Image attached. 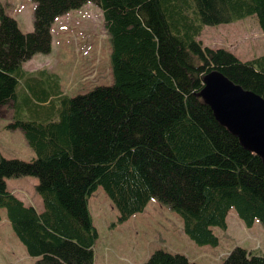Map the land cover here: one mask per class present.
I'll return each instance as SVG.
<instances>
[{
  "label": "trees",
  "instance_id": "obj_1",
  "mask_svg": "<svg viewBox=\"0 0 264 264\" xmlns=\"http://www.w3.org/2000/svg\"><path fill=\"white\" fill-rule=\"evenodd\" d=\"M32 2L29 33L0 9V108L13 101L17 108L13 73L49 51L52 23L88 3L102 13L112 78L83 94L59 93L45 105L47 115L33 111L32 120L8 125L22 131L35 156L0 154V209L33 264H92L98 233L87 199L98 187L116 211L115 225L156 200L178 214L182 233L198 245L218 244L212 228L225 230L230 210L247 228L256 220L264 226V165L196 95L202 76L215 70L264 99V54L241 61L198 40L204 26L247 16L264 35V0ZM22 176L38 179L42 212L6 188L5 179ZM140 264L197 263L158 248ZM222 264H264V255L234 247Z\"/></svg>",
  "mask_w": 264,
  "mask_h": 264
},
{
  "label": "rangeland",
  "instance_id": "obj_2",
  "mask_svg": "<svg viewBox=\"0 0 264 264\" xmlns=\"http://www.w3.org/2000/svg\"><path fill=\"white\" fill-rule=\"evenodd\" d=\"M33 6L32 0H0V9L24 33L33 30ZM50 35L49 51L34 54L21 65L23 71L20 69L13 73L17 79V108L11 105L14 101L0 108V154L6 159L28 162L35 156L22 131L10 129L9 124L16 120H32L33 111L47 115L45 105L56 100L59 93L75 96L112 82L109 37L102 13L96 5L88 3L61 15L52 23ZM198 40L206 47L225 49L241 61L264 54V35L255 16L229 24L204 26ZM36 93H42V97L46 95V100L34 103ZM20 179L34 180L32 185L18 181L20 185L16 190L31 191L30 197H39L44 208L36 189L38 179L27 176ZM95 191L89 213L98 233L94 243L96 264H108L105 261L110 259H117L122 264H135L133 260L140 261V249L146 247V256L161 248L182 252L197 264H222L226 254L234 247L264 255V226L256 220L251 228H247L233 210L227 213L225 230L212 228L218 244L198 245L182 233L178 214L156 200L150 201L140 216H131L113 227L117 214L102 188L98 187ZM22 249L4 209H0V264H33L36 259L28 260V256L22 254L26 251L22 252Z\"/></svg>",
  "mask_w": 264,
  "mask_h": 264
},
{
  "label": "water",
  "instance_id": "obj_3",
  "mask_svg": "<svg viewBox=\"0 0 264 264\" xmlns=\"http://www.w3.org/2000/svg\"><path fill=\"white\" fill-rule=\"evenodd\" d=\"M201 81L202 88L196 95L210 108L216 121L264 165V99L215 70L205 73Z\"/></svg>",
  "mask_w": 264,
  "mask_h": 264
},
{
  "label": "crops",
  "instance_id": "obj_4",
  "mask_svg": "<svg viewBox=\"0 0 264 264\" xmlns=\"http://www.w3.org/2000/svg\"><path fill=\"white\" fill-rule=\"evenodd\" d=\"M21 71H23V69L21 68ZM41 71H43V70H41ZM30 74H34V73H31L30 72ZM32 78V77H31ZM31 78H30V81H31ZM31 178H35V177H31ZM36 180V179H35ZM18 181H21L22 183L21 184H28V185H32L31 184V181L32 182H34V180H29V181H27L26 179H20V178H18V179H14V180H12V179H7V180H5V184H6V188L8 189V191H10L18 200H20L25 206H31V207H33L37 212H41V211H43V205H42V201L39 199V197L37 198V199H35V198H33V197H30V195H31V191L30 192H27V191H23V192H18V190H16V187L18 186V185H20V184H18ZM10 187H9V186ZM97 190V189H96ZM96 192V191H95ZM21 193V194H20ZM104 193V192H103ZM103 193H100V194H103ZM93 196H94V194L92 193L89 197H88V199H87V204H88V209H89V212H90V207H91V205H90V201L93 199ZM103 196V195H102ZM31 199H33V200H31ZM29 200H30V203H29ZM110 202V201H109ZM147 208V207H146ZM145 208V209H146ZM145 209H144V211H145ZM113 211H115V209L113 208ZM143 211V212H144ZM142 212V213H143ZM115 213H116V211H115ZM142 213H139V214H136V215H134L135 217H137V216H140V214H142ZM113 227H116V225H114ZM96 229V228H95ZM182 240H184V239H182ZM95 244H96V242H95ZM95 244H94V246H93V252H94V247H95ZM24 248V247H23ZM23 251H25L24 249H22V252ZM147 251H148V247H146V248H142V249H140V261L138 262L137 260L136 261H134L133 260V262H135V264H140V263H142L147 257H148V254H147V256H146V253H147ZM182 253V252H181ZM24 256H26L27 254L25 253H22ZM28 256V255H27ZM28 260H31V261H34L35 260V258H33V257H29L28 256ZM105 263H108V264H122L121 262H119L117 259H110L109 261H105ZM92 264H96V255H95V252H94V254H93V262H92Z\"/></svg>",
  "mask_w": 264,
  "mask_h": 264
}]
</instances>
